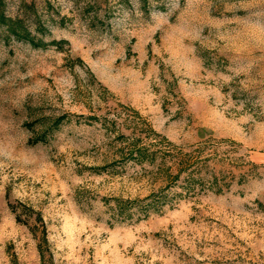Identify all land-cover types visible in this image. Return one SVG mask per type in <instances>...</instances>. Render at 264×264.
I'll list each match as a JSON object with an SVG mask.
<instances>
[{
  "label": "rangeland",
  "instance_id": "374dc122",
  "mask_svg": "<svg viewBox=\"0 0 264 264\" xmlns=\"http://www.w3.org/2000/svg\"><path fill=\"white\" fill-rule=\"evenodd\" d=\"M3 1L47 46L0 37V264H264V0Z\"/></svg>",
  "mask_w": 264,
  "mask_h": 264
},
{
  "label": "trees",
  "instance_id": "16d2710c",
  "mask_svg": "<svg viewBox=\"0 0 264 264\" xmlns=\"http://www.w3.org/2000/svg\"><path fill=\"white\" fill-rule=\"evenodd\" d=\"M3 0H0V37L3 36V40L7 41L10 38L21 40L28 42L33 47H45L47 46L46 42H43L42 39L37 38L35 35L31 33V30L26 26L24 20L20 18L19 16H9L5 13ZM91 18L95 19V15H92ZM91 19V21H92ZM36 29L40 33L43 32V26L40 22H36ZM57 48H61L62 41H51ZM68 115H62L60 118H57L47 124L45 127V130L39 134L35 142L38 141H44L50 133H52L55 129L59 127V125L62 123V121L68 120ZM161 150L156 149H149L145 146H135L134 148H129L126 158H122L118 161L112 162L108 167L111 168V170L114 172L117 168L122 169L124 165H126L130 160H133L136 163H143V162H149V163H155L156 158L158 157L157 154ZM168 153V152H167ZM191 156H188L186 160H179V165H184L183 169H186V174L184 176V186L185 194H188V191L192 190H201L202 187L205 186V184H208L210 187L213 185H218L220 181V177H210V178H204L202 175H199L194 171L196 169V166L192 165V160L190 159ZM190 161V163H188ZM160 164H158L159 166ZM158 166L156 167L158 169ZM104 166L103 169H108ZM181 171H178V173ZM178 173L174 176V179L178 178ZM170 183H174L173 180H171ZM169 185V184H168ZM218 187V186H217ZM170 186H168L167 189H169ZM218 188L217 190H219ZM182 193H180L181 195ZM184 194V195H185ZM173 199L172 195L168 194L166 188H160L156 191L149 194L146 198L142 200H124L122 202L117 201L115 210L117 211V214L121 219H127L134 215V213L142 216H147L149 213L152 212H158L160 209L169 203ZM133 208V210H132ZM117 216V217H118Z\"/></svg>",
  "mask_w": 264,
  "mask_h": 264
}]
</instances>
